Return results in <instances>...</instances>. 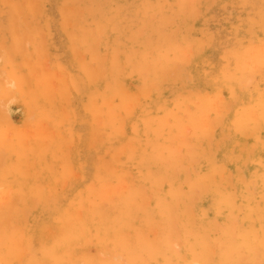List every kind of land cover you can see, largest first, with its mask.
I'll return each instance as SVG.
<instances>
[{
	"label": "rangeland",
	"instance_id": "obj_1",
	"mask_svg": "<svg viewBox=\"0 0 264 264\" xmlns=\"http://www.w3.org/2000/svg\"><path fill=\"white\" fill-rule=\"evenodd\" d=\"M88 1L0 0V264H264V0Z\"/></svg>",
	"mask_w": 264,
	"mask_h": 264
},
{
	"label": "bare ground",
	"instance_id": "obj_2",
	"mask_svg": "<svg viewBox=\"0 0 264 264\" xmlns=\"http://www.w3.org/2000/svg\"><path fill=\"white\" fill-rule=\"evenodd\" d=\"M67 1H68V0H67ZM87 1H88V0H87ZM139 1H141V0H139ZM152 1H153V0H152ZM188 1H189V0H188ZM190 1H192V0H190ZM190 1H189V2H190ZM245 1H246V0H245ZM251 1H252V0H251ZM260 1H261V0H260ZM88 2H89V1H88ZM126 2H127V1H126ZM133 2H134V1H133ZM155 2H156V1H155ZM181 2H182V1H181ZM186 2H187V1H186ZM252 2H253V1H252ZM27 3H28V2H27ZM135 3H136V2H135ZM137 3H138V2H137ZM182 3L184 4V2H182ZM257 3H258V2H257ZM32 4H33V3H32ZM34 4H35V2H34ZM89 4H90V3H89ZM149 4H150V3H149ZM235 4H236V3H235ZM137 5H138V4H137ZM186 5H187V4H186ZM188 5H191V6H192V4H189V3H188ZM193 5H194V4H193ZM236 5H237V4H236ZM239 5H240V4H239ZM258 5H259V4H258ZM10 6H11V5H10ZM143 6H144V5H142V7H143ZM241 6H242V5H241ZM251 6H252V5H251ZM33 7H34V6H33ZM40 7H41V6H40ZM125 7H126V6H125ZM150 7H151V6H150ZM194 7H195V5L192 7V10L194 9ZM253 7H254V6H253ZM133 8H134V7H133ZM186 8H187V7H186ZM195 8H196V7H195ZM21 9H22V8H21ZM30 9H31V8H30ZM30 9H29V10H30ZM136 9H137V8H136ZM196 9H197V8H196ZM239 9H240V8H239ZM38 10H40V9H38ZM126 10H127V9H126ZM126 10H125V11H126ZM98 11H100V9H99ZM128 11L131 12L130 10H128ZM196 11H197V10H196ZM35 12H36V11H35ZM73 12H74V11H73ZM129 12H128V13H129ZM133 12H134V11H133ZM135 12H136V10H135ZM148 12H149V11H148ZM194 12H195V10H194ZM251 12H253V11H251ZM100 13H101V12H100ZM100 13H99V14H100ZM126 13H127V12H125V14H126ZM197 13H198V11H197ZM232 13H233V12H232ZM97 14H98V13H97ZM101 14H102V13H101ZM143 14H145V13H143ZM143 14H142V15H143ZM102 15H103V14H102ZM104 15H105V14H104ZM116 15H117V13H116ZM119 15H121V14H119ZM135 15H136V14H135ZM137 15H138V14H137ZM121 16H122V15H121ZM123 16H124V15H123ZM123 16H122V17H123ZM125 16H127V15H125ZM129 16H130V15H129ZM93 17H94V16H93ZM100 17H101V16H100ZM134 17H135V16H134ZM148 17L150 18V16H148ZM151 17H152V14H151ZM153 17H154V14H153ZM153 17H152V18H153ZM158 17H159V16H158ZM33 18H34V17H33ZM83 18H84V17H83ZM104 18H105V17H104ZM104 18L101 17V19H104ZM113 18H114V15H113ZM129 18H130V17H129ZM139 18H140V16H139ZM263 18H264V16H263ZM95 19H96V18H95ZM98 19H99V18H98ZM106 19H108V18H106ZM106 19H105V22H106ZM124 19H125V17H124ZM159 19H162V18H159ZM84 20H85V19H84ZM90 20H91V18H90ZM90 20H88V21H90ZM111 20H112V19H111ZM111 20H110V21H111ZM113 20H114V19H113ZM115 20H116V19H115ZM46 21H47V20H46ZM73 21H74V20H73ZM75 21H76V20H75ZM94 21H95V20H94ZM110 21H109V23H110ZM116 21H117V20H116ZM120 21H122V20L119 19V22H120ZM140 21H142V20H140ZM37 22H38V21H37ZM83 22H84V21H83ZM107 22H108V21H107ZM114 22H115V21H114ZM119 22H118V23H119ZM131 22H132V21H131ZM131 22H130V23H131ZM2 23H3V22H2ZM48 23H49V22H48ZM78 23H79V22H78ZM99 23L101 24V22H99ZM102 23H103V22H102ZM109 23H107V25H108ZM121 23H122V22H121ZM137 23H138V22H137ZM141 23H142V22H141ZM141 23H140V24H141ZM180 23H181V21H180ZM3 24H4V23H3ZM68 24H69V22H68ZM74 24H76V23H74ZM79 24H80V23H79ZM82 24H83V23H82ZM85 24H86V23H85ZM94 24H95V23H94ZM97 24H98V23H97ZM97 24H96V25H97ZM100 24H98V26H99ZM125 24H126V23H125ZM125 24H124V25H125ZM149 24H150V23H149ZM149 24H148V25H149ZM175 24H176V23H175ZM77 25H78V24H77ZM77 25H76L75 27L79 28V27H78L79 25H78V26H77ZM91 25H92V24H91ZM107 25H106V26H107ZM112 25H113V24H112ZM112 25H111V26H112ZM118 25H119V24H118ZM133 25H135L134 21H133ZM133 25H132V26H133ZM142 25H144V24H142ZM260 25H261V24H260ZM70 26L72 27V25H70ZM70 26H69V27H70ZM98 26H97V27H98ZM101 26H102V24H101ZM101 26H100L99 28H102ZM116 26H117V24H116ZM138 26H139V24H138ZM154 26H155V25H154ZM71 27H70V28H71ZM75 27H74V28H75ZM123 27H124V26H123ZM129 27H130V26H129ZM253 27H254V26H253ZM12 28H13V27H12ZM66 28H67V26H66ZM109 28H110V26H109ZM140 28H141V27H140ZM140 28H139V29H140ZM142 28H143V26H142ZM221 28H222V27H221ZM46 29H48V28H46ZM117 29H118V28H117ZM117 29H116V30H117ZM122 29H123V28H122ZM137 29H138V28H137ZM63 30L65 31V29H63ZM71 30H72V29H71ZM98 30H99V29H98ZM114 30H115V29H114ZM140 30H141V29H140ZM43 31H44V30H43ZM68 31H69V30H68ZM74 31H75V30H74ZM81 31H82V29H81ZM132 31H133V30H132ZM233 31H234V30H233ZM233 31H232V32H233ZM69 32H70V31H69ZM106 32H107V31H106ZM119 32H120V36H121V34H122L121 32H122V31L119 30ZM130 32H131V31H130ZM143 32H144V31H143ZM218 32H219V31H218ZM227 32H228V31H227ZM234 32H235V31H234ZM236 32H237V31H236ZM245 32H246V30H245ZM251 32H252V31H251ZM76 33H77V32H76ZM78 33H79V32H78ZM89 33H91V32H89ZM108 33H110V32H108ZM108 33H107V34H108ZM126 33H127V31H126ZM133 33H134V32H133ZM216 33H217V31H216ZM219 33H220V32H219ZM248 33H249V32H248ZM12 34H13V33H12ZM15 34H16V32H15ZM15 34H14V35H15ZM72 34H73V33H72ZM115 34H116V36H119L118 33H115ZM130 34H131V33H130ZM130 34H129V36H130ZM222 34H223V33H222ZM232 34H233V33H232ZM235 34H236V33H235ZM237 34H238V33H237ZM69 35H70V34H69ZM108 35H109V34H108ZM125 35H126V34H125ZM138 35L140 36V33H139ZM219 35H220V34H219ZM230 35H231V34H230ZM77 36H78V35H77ZM86 36H87V35H86ZM120 36H119V37H120ZM221 36H222V35H221ZM223 36H224V35H223ZM225 36H226V35H225ZM234 36H235V35H234ZM247 36H248V35H247ZM108 37H109V36H108ZM113 37H115V36L113 35ZM133 37H134V36H133ZM232 37H233V36H232ZM125 38H126V36H125ZM224 38H225V37H224ZM229 38H230V37H229ZM229 38H228V39H229ZM69 39L72 40L73 38L71 39V37H70ZM113 39H114V38H113ZM118 39H119V38H118ZM137 39H138V38H137ZM219 39H220V38H219ZM230 39H232V38H230ZM76 40H77V39H76ZM121 40H122V39H121ZM140 40H141V38H140ZM217 40H218V39H217ZM122 41H123V40H122ZM221 41H222V39H221ZM5 42H6V41H5ZM5 42H4V43H5ZM72 42H73V41H72ZM78 42H79V41H78ZM222 42H224V39H223ZM229 42H230V41H229ZM229 42H228V43H229ZM114 43H115V40H114ZM216 43H217V41H216ZM230 43H231V42H230ZM74 44H76V43H74ZM95 44H96V43H95ZM111 44H112V43H111ZM111 44H110V45H111ZM115 44H116V43H115ZM121 44H122V43H121ZM130 44H131V43H130ZM130 44H127V45H130ZM149 44H151V43H149ZM149 44H148V45H149ZM225 44H226V43H225ZM71 45H72V44H71ZM81 45H82V44H81ZM113 45H114V44H113ZM226 45H227V44H226ZM229 45L231 46V44H229ZM232 45H233V44H232ZM107 46H108V45H107ZM125 46H126V44H125ZM218 46H219V45H218ZM76 47H78V46H76ZM118 47H119V46H118ZM130 47H131V46H130ZM243 47H244V46H243ZM220 48H221V45H220ZM225 48H226V47H225ZM239 48H240V47H239ZM214 49H215V48H214ZM232 49H233V47H232ZM236 49H237V48H236ZM238 50H239V49H238ZM238 50H236V52H238ZM131 51H132V50H131ZM242 51H243V50L241 49V52H240L241 54H240V53H239V54L237 53V55H238V56H239V55H242V54H243ZM132 52H133V51H132ZM230 52H231V50H230ZM133 54L136 55L137 53H133ZM138 55H139V54H138ZM220 55H221V54H220ZM126 56L129 57V56H131V55L128 54V55H126ZM132 56H133V55H132ZM132 56H131V58H132ZM226 57H227V56H226ZM9 58H10V57H9ZM135 58H136V57H135ZM136 60H137V59H136ZM129 61L131 62V60H129ZM134 61H135V60H134ZM7 62H8V61H7ZM7 62H6V63H7ZM117 63H118V62H117ZM132 63H134V62H132ZM125 64H127V63H125ZM130 64H131V63H130ZM114 65H115V64H114ZM116 65H117V64H116ZM118 65H119V64H118ZM120 65H121V64H120ZM136 65H137V64H136ZM122 66H126V65H122ZM130 67H131V66H130ZM227 67H228V66H227ZM109 68H110V67H109ZM112 68H113V67H112ZM125 68H126V67H125ZM116 69H117V68H116ZM119 69H121V67H120ZM127 69H128V67H127ZM129 70H130V69H129ZM111 71H112V70H111ZM111 71H110V72H111ZM113 71H114V70H113ZM130 72H131V71H130ZM116 73H117V72H116ZM126 73H127V72H126ZM126 73H125V74H126ZM113 75H114V74H113ZM113 75H112V76H113ZM126 75H127V74H126ZM14 76H15V75H14ZM14 76H13V77H14ZM126 77H127V76H126ZM4 78H5V77H4ZM6 79H7V78H6ZM112 79H113V78H112ZM110 80H111V79H110ZM7 81H8V80H7ZM114 82H115V81H114ZM110 83H111V85H112V82H111V81H110ZM116 83H117V82H116ZM116 83H114V84H116ZM9 84H10V82H9ZM108 87H109V85H108ZM111 87H112V86H111ZM114 90H115V89H114ZM113 93H114V91L112 92V94H113ZM249 93H250V92H249ZM116 94H117V93H116ZM119 94H121V93H119ZM248 95H249V94H248ZM112 96H114V95H112ZM112 96H111V97H112ZM122 96H124V95L122 94ZM255 96H256V95H254V97H255ZM109 97H110V96H109ZM124 99H125V98H124ZM254 100H255V99H254ZM239 102H240V101H239ZM243 102H244V101H243ZM158 105H159V104H158ZM158 105H157V108H158ZM151 106H152V105H151ZM244 106H246V105H244ZM238 107H239V106H238ZM145 108H146V107H145ZM149 109H150V108H149ZM152 109H153V108H152ZM244 109H245V108H244ZM142 110H143V109H142ZM241 110H242V109H241ZM143 111H144V110H143ZM152 111H153V110H152ZM156 111H158V110H156ZM150 112H151V111H150ZM150 115H151V114H150ZM233 115H235V114H233ZM237 115H238V114H237ZM235 116H236V115H235ZM145 117H146V116H145ZM150 119H151V118H150ZM233 120H235V117H234ZM142 121H143V120H142ZM144 122H145V121H144ZM144 122H143V124H144ZM146 122H147V121H146ZM236 123H237V121H236ZM236 123H235V125H237ZM144 126H145V125H144ZM138 131H139V130H138ZM119 133H120V132H119ZM142 133H143V131H142ZM112 136H113V135H112ZM112 136H111V137H112ZM108 137H110V136H108ZM153 137H154V135H153ZM231 137H232V136H231ZM235 137H237V136L235 135ZM235 137H234V138H235ZM234 140H235V139H234ZM237 140H238V139H237ZM155 143H156V142H155ZM216 143H217V142H216ZM231 143H232V142H231ZM226 144H227V143H226ZM228 144H229V143H228ZM214 147H215V146H214ZM223 147H224V145H223ZM133 148H134V147H133ZM138 148L140 149V148H142V147L140 146V147H138ZM225 148H226V147H225ZM135 149H136V148H135ZM135 149H134V150H135ZM232 149H233V148H232ZM141 150H142V149H141ZM141 150H140V152H141ZM137 151H138V150H137ZM214 151H215V150H214ZM224 151H225V150H224ZM227 151H228V150H227ZM135 152H136V151H135ZM135 152H134V154H136ZM145 153H146V152H145ZM170 153H171V152H170ZM146 154H147V153H146ZM149 154H150V152H149ZM164 154H165V153H164ZM147 155H148V154H147ZM150 155H151V154H150ZM172 155H173V154H172ZM136 156H137V154H136ZM174 156H175V155H174ZM174 156H173V157H174ZM176 157H177V156H176ZM176 157H175V158H176ZM140 158H141V157H140ZM161 158H162V157H161ZM127 160H128V158H127ZM129 160H130V159H129ZM134 161H135V160H134ZM165 161H167V160H165ZM128 162H130V161H128ZM184 162H185V161H184ZM131 165H132V164H131ZM179 165H180V164H179ZM153 166H154V165H153ZM155 166H156V165H155ZM141 167H142V166H141ZM158 167H159V165H158ZM142 168H143V167H142ZM144 168H145V167H144ZM155 168H156V167H155ZM130 170H131V169H130ZM135 170H136V169H135ZM178 170H180V169L178 168ZM143 171H144V170H143ZM128 172H129V171H128ZM132 172H133V171H132ZM165 172H167V171H164V173H165ZM160 173H161V172H160ZM108 174H109V173H108ZM125 174H126V173H125ZM173 174H174V173H172V175H173ZM138 175H139V174H138ZM185 176H186V174L184 175V177H185ZM109 177H110V176H109ZM141 177H142V176H141ZM163 179H164V178H163ZM173 179H174V178H173ZM199 179H200V178H199ZM201 181H202V180H201ZM208 182H209V180H208ZM251 183H252V182H251ZM203 185H204V184H203ZM140 186H141V185H140ZM155 187H156V186H155ZM212 187H213V186H212ZM136 188H137V187H136ZM156 188H157V187H156ZM134 190H135V189H134ZM240 190H241V189H240ZM240 190H239V191H240ZM242 190H243V189H242ZM130 191H131V190H130ZM187 191H188V190H187ZM214 191H215V190H214ZM248 191H249V190H248ZM217 192H218V191H217ZM246 192H247V190H246ZM123 193H124V192H123ZM135 193L137 194L136 191H135ZM178 193H179V191H178ZM247 193H248V192H247ZM126 194H127V191H126ZM185 194H186V193H185ZM210 194H211V193H210ZM251 194H252V193L250 192V195H251ZM188 195H189V194H188ZM213 195H214V194H213ZM232 195H233V194H232ZM128 196H129V195H128ZM168 196H169V195H168ZM206 196H207V195H206ZM217 196H218V195H217ZM248 196H249V195H248ZM248 196H247V197H248ZM223 197H225V196H223ZM242 197H243V196H242ZM251 197H252V196H251ZM209 198H210V197H209ZM233 198H234V197H233ZM233 198H232V199H233ZM248 198H249V197H248ZM127 199H128V198H127ZM127 199H126V201H127ZM169 199H170V198H169ZM232 199H230V200H232ZM249 199H250V198H249ZM249 199H248V201H249ZM243 200H244V199H243ZM133 201H134V198H133ZM212 202H213V201H212ZM230 202H233V201H230ZM245 202H246V201H245ZM133 203H134V202H133ZM171 203H172V202H171ZM225 203H227V202H225ZM241 203H243V202H241ZM241 203H239V205H240ZM124 204H125V203H124ZM214 204H215V203H214ZM227 204H228V203H227ZM243 204H245V203H243ZM127 205H128V203H127ZM132 205H133V204H132ZM175 205H176V204H175ZM181 205H182V204H181ZM211 205H212V204H211ZM225 205H226V204H225ZM225 205H224V206H225ZM246 205H247V204H246ZM214 206H215V205H214ZM224 206H223V207H224ZM234 206H235V205H234ZM242 206H243V205H242ZM248 206H249V205H248ZM216 207H217V206H216ZM216 207H215V208H216ZM226 207H227V206H226ZM239 207L242 208L241 206H239ZM245 207H247V206H245ZM123 208H124V211H125V207H123ZM215 208H214V209H215ZM217 208H218V207H217ZM220 208H221V206H220ZM224 208H225V207H224ZM188 209H189V208H188ZM199 209H201V208H199ZM214 209H213V210H214ZM233 209H234V208H233ZM244 209H246V208H244ZM119 210H120V209H119ZM208 210H209V209H208ZM208 210H207V211H208ZM229 210H230V208H229ZM229 210H228V211H229ZM231 210H232V209H231ZM237 210H238V209H237ZM253 210H254V209H253ZM255 210H256V209H255ZM255 210H254V211H255ZM126 211H127V210H126ZM210 211H211V210H210ZM239 211H242V210H239ZM244 211H245V210H244ZM128 212H129V210H128ZM128 212H127V213H128ZM154 212H155V211H154ZM212 212H213V211H212ZM118 213H119V212H118ZM118 213H117V214H118ZM122 213H123V212H122ZM124 213H126V212H124ZM165 213H167V212H165ZM188 213H189V212H188ZM188 213H187V214H188ZM216 213H217V212H215V214H216ZM244 213H245V212H244ZM249 213H250V212H249ZM101 214H102V213H101ZM108 214H109V213H108ZM196 214H197V213H196ZM207 214H208V213H207ZM210 214H211V213H210ZM220 214H221V213H220ZM225 214H227V212H226ZM228 214H229V213H228ZM246 214H247V213H246ZM89 215H90V214H89ZM106 215H107V214H106ZM151 215H152V214H151ZM158 215H159V214H158ZM240 215H241V214H240ZM248 215H249V214H248ZM124 216H125V215H124ZM213 216H214V215H213ZM251 216H252V215H251ZM87 217L89 218L88 215H87ZM109 217H110V216H109ZM111 217H112V216H111ZM121 217H122V216H121ZM128 217H129V216H128ZM189 217H190V216H189ZM228 217H229V216H228ZM228 217H227V218H228ZM232 217H233V216H232ZM84 218H86V217H84ZM122 218H123V217H122ZM162 218H164V217L162 216ZM208 218H209V217H208ZM208 218H207V219H208ZM210 218H211V217H210ZM246 218H249V217L246 216ZM251 218H252V217H251ZM253 218H254V217H253ZM82 219H83V218H82ZM104 219H105V217H104ZM106 219H108V218H106ZM124 219H126V218H124ZM127 219H128V218H127ZM228 219H229V218H228ZM263 219H264V218H263ZM94 220H95V219H94ZM97 220H98V218H97ZM97 220H96V221H97ZM119 220H120V219H119ZM155 220H156V219H155ZM193 220H194V218H193ZM229 220H230V219H229ZM232 220H233V219H232ZM236 220H237V218H236ZM249 220H250V219H249ZM260 220H261V219H260ZM81 221H82V220H81ZM86 221H87V220H86ZM104 221H105V220H104ZM110 221H111V219H110ZM120 221H121V220H120ZM173 221H174V220H173ZM209 221H210V220H209ZM239 221H240L239 223H242V222H241L242 220H239ZM243 221H244V219H243ZM251 221H253V220H251ZM97 222H98V221H97ZM97 222H96V223H97ZM105 222H106V221H105ZM107 222H108V221H107ZM112 222H113V224H114V221H112ZM212 222H213V221H212ZM231 222H232V221H231ZM247 222H248V221H247ZM258 222H259V221H258ZM261 222H262V221H261ZM263 222H264V221H263ZM77 223H78V222H77ZM88 223H89V222H88ZM92 223H93V221H92ZM100 223H101V221H100ZM100 223H99V224H100ZM110 223H111V222H110ZM119 223H120V222H119ZM122 223H123V221H122ZM171 223H172V222H171ZM205 223H206V222H205ZM210 223H211V222H210ZM250 223H251V222H250ZM250 223H249V224H250ZM81 224H82V223H81ZM83 224H84V223H83ZM85 224H86V222H85ZM89 224H90V223H89ZM93 224H95V223H93ZM93 224H92V225H93ZM230 224H231V223H230ZM233 224H234V223H233ZM110 225H111V224H110ZM114 225H115V224H114ZM114 225H113V226H114ZM118 225H119V224H118ZM123 225H124V224H123ZM123 225H122V227H123ZM171 225H172V224H171ZM174 225H175V223H174ZM207 225H208V224H207ZM210 225H211V224H210ZM247 225H248V224H247ZM252 225H253V224H252ZM252 225H250V227H248V229H249V228L251 229ZM90 226H91V224H90ZM105 226H107V225H105ZM115 226H116V225H115ZM192 226H193V224H192ZM211 226H212V225H211ZM216 226H217V225H216ZM230 226H231V225H230ZM253 226H254V225H253ZM258 226H259V225H258ZM76 227H77V226H76ZM109 227H110V226H109ZM171 227H172V226H171ZM188 227H189V226H188ZM231 227H232V226H231ZM79 228H80V227H79ZM99 228H101V227H99ZM102 228L104 229V227H102ZM115 228H116V227H115ZM118 228H120V227H118ZM201 228H202V227H201ZM237 228H238V226H237ZM240 228H241V226H240ZM252 228H253V227H252ZM103 229H102V230H103ZM108 229H110V228H108ZM113 229H114V228H113ZM170 229H171V228H170ZM173 229H175V228H173ZM179 229H180V227H179ZM202 229H203V228H202ZM207 229H208V228H207ZM226 229H227V228H226ZM234 229H235V228H234ZM245 229H247V228H245ZM255 229H256V228H255ZM66 230H67V229H66ZM85 230H86V228H85ZM98 230H99V229H98ZM104 230H105V229H104ZM104 230H103V232H104ZM116 230H118V229H116ZM199 230H200V229H199ZM211 230H212V229H211ZM219 230H220V229H219ZM251 230H252V229H251ZM109 231H110V230H109ZM223 231H224V230H223ZM226 231H227V230H226ZM243 231H245V230H243ZM0 232H1V231H0ZM114 232H115V230H114ZM179 232H180V230H179ZM179 232H178V234H179ZM230 232H231V230H230ZM255 232H257V230L254 231V234H255ZM260 232H261V231H260ZM64 233H65V232H64ZM83 233H84V232H83ZM107 233H108V232H107ZM107 233H105V234H107ZM119 233H120V232H119ZM234 233H235V231H234ZM248 233L250 234V232H248ZM81 234H82V233H81ZM81 234H80V235H81ZM105 234L103 233V235H105ZM172 234H173V231H172ZM178 234L176 233V235H178ZM256 234H257V233H256ZM256 234H255V235H256ZM119 235H120V234H119ZM119 235H118V236H119ZM133 235H134V234H133ZM251 235H253V233H252ZM255 235H254V237H255ZM114 236H115V235H114ZM134 236H135V235H134ZM232 236H233V235H232ZM245 236H246V235H245ZM247 236H248V235H247ZM108 237H109V236H108ZM111 237H112V236H111ZM116 237H117V235H116ZM126 237H129V236H126ZM137 237H138V236H137ZM198 237H199V236H198ZM250 237H251V236H250ZM252 237H253V236H252ZM252 237H251V238H252ZM263 237H264V236H263ZM102 238H103V237H102ZM118 238H119V237H118ZM143 238H144V237H143ZM147 238H148V237H147ZM147 238H146V239H147ZM215 238H216V237H215ZM218 238H220V236H219ZM246 238H248V237H246ZM256 238H258V237H256ZM100 239H101V238H100ZM108 239H109V238H108ZM131 239H132V238H131ZM153 239H155V237H154ZM213 239H214V238H213ZM248 239H249V238H248ZM248 239H247V240H248ZM116 240H118V239L116 238ZM116 240H115V241H116ZM139 240H140V239H139ZM158 240H160V239H158ZM178 240H180V239H178ZM209 240H210V239H209ZM225 240H226V239H225ZM225 240H224V241H225ZM240 240H241V239H240ZM259 240H261V239L259 238ZM263 240H264V239H263ZM106 241H107V240H106ZM127 241H129V240H127ZM141 241H142V240H141ZM144 241H145V240H144ZM144 241H143V242H144ZM152 241H154V240H152ZM152 241H151V242H152ZM180 241H181V240H180ZM180 241H179V242H180ZM250 241H252V239H251ZM55 242H56V241H55ZM100 242H102V240H101ZM129 242H130V241H129ZM131 242H132V241H131ZM213 242H215V241H213ZM230 242H231V241H230ZM230 242H229V243H230ZM246 242L248 243V241H246ZM0 243H1V242H0ZM133 243L136 244L134 241H133ZM181 243H182V242H181ZM183 243H184V242H183ZM196 243H197V241H196ZM53 244H54V243H52L51 246H52ZM114 244H115V243H114ZM128 244H129V243H128ZM130 244H131V243H130ZM138 244H140V243H138ZM169 244H170V243H169ZM240 244H241V243H240ZM248 244H250V242H249ZM141 245H142V244H141ZM143 245H144V244H143ZM143 245H142V246H143ZM160 245H161V244H160ZM183 245H184V244H183ZM245 245H246V243H245ZM137 246H138V245H137ZM157 246H158V245H157ZM240 246H241V245H240ZM240 246H239V247H240ZM116 247H117V244H116ZM116 247H115V248H116ZM131 247H132V245H131ZM158 247H159V246H158ZM169 247H170V246H169ZM208 247H209V246H208ZM126 248H127V247H126ZM132 248H133V247H132ZM153 248H154V247H153ZM165 248H166V247H165ZM170 248H171V247H170ZM240 248H242V247H240ZM240 248H239V250H240ZM116 249H117V248H116ZM127 249H128V248H127ZM134 249H135V248H134ZM134 249H133V250H134ZM181 249H182V248H181ZM183 249H184V248H183ZM122 250H123V248H122ZM122 250H121V251H122ZM174 250H175V249H174ZM177 250H178V249H177ZM137 251H138V250H137ZM147 251H149V250H147ZM170 251H171V250H170ZM122 252H123V251H122ZM138 252H139V251H138ZM141 252H142V251H141ZM159 252H160V250H159ZM183 252H184V251H183ZM124 253H125V252H124ZM146 253H147V252H146ZM191 253H192V252H191ZM121 254H122V253H121ZM125 254H126V253H125ZM127 254H129V252H127ZM130 254H131V253H130ZM130 254H129V255H130ZM133 254H134V253H133ZM135 254H136V253H135ZM135 254H134V255H135ZM140 254H141V253H140ZM188 254H190V253H188ZM208 254H209V252H208ZM114 255H115V254H114ZM116 255H117V254H116ZM131 255H132V254H131ZM147 255H148V254H147ZM184 255H185V254H184ZM127 256H128V255H127ZM127 256H126V258H127ZM140 256H141V255H140ZM142 256H144V258H145V255H142ZM142 256H141V257H142ZM148 256H149V255H148ZM189 256H190V255H189ZM191 256H192V255H191ZM191 256H190V257H191ZM216 256H217V255H216ZM190 257H189V258H190ZM217 257H218V256H217ZM134 258H135V257H134ZM134 258H133V259H134ZM137 258H138V257H137ZM150 258H151V257H150ZM128 259H129V258H128ZM173 259H174V258H173ZM201 259H202V258H201ZM214 259H215V258H214ZM126 260H127V259H126ZM215 260H216V259H215ZM110 261H111V260H110ZM110 261H109V262H110ZM135 261H136V260H135ZM193 261H195V260H193ZM219 261H220V260H219ZM130 262H131V261H130ZM110 263H111V262H110ZM132 263H133V262H132ZM159 263H160V262H159ZM194 263H196V262H194ZM194 263L191 262L190 260H188V261H186L184 264H194ZM217 263H218V262H217ZM111 264H112V263H111ZM160 264H162V263H160ZM198 264H199V262H198ZM215 264H216V263H215Z\"/></svg>",
	"mask_w": 264,
	"mask_h": 264
}]
</instances>
